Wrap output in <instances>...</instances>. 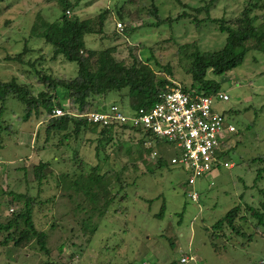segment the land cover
I'll list each match as a JSON object with an SVG mask.
<instances>
[{
	"label": "rangeland",
	"instance_id": "1",
	"mask_svg": "<svg viewBox=\"0 0 264 264\" xmlns=\"http://www.w3.org/2000/svg\"><path fill=\"white\" fill-rule=\"evenodd\" d=\"M129 1L79 2L74 14L80 18L95 16L103 8H108L111 13L104 33L85 36L87 48L98 50L114 46L118 59L129 62L132 55L137 54L147 60L158 75L178 82L182 76L183 81L188 83L186 71L189 58L185 55L188 50H184V46L191 49L197 45L201 50H216L225 42L226 34L218 31L215 24L202 22L197 27L191 18L166 22L158 27L140 26L143 21L150 19L146 16L145 7L151 0ZM181 1L191 6H203L210 0ZM143 2L145 5H142ZM155 2L162 16L176 17L181 11L177 0ZM246 2L214 0L209 7L210 16L229 19L238 14ZM118 8L126 14L131 13V24L129 20L126 25L130 26L127 28L122 23L123 30L117 26L121 21L117 14ZM258 11L255 9L254 13ZM58 12V8L49 0H4L0 3V79L16 78L18 82L33 86L38 92L42 89L35 79L39 72L76 74L75 63L61 56L53 57L49 45L30 35V28L38 14L43 19L52 20ZM197 16L202 18L205 12ZM133 26L135 30L131 31ZM24 49L29 50L22 62L4 59L5 55H16ZM168 63L172 64L175 78L164 71L163 67ZM207 74L218 80L221 92L229 96L226 101H216L214 109L222 113L225 123L233 124L239 133L229 138L232 143L238 140L236 151L224 157L233 166H220L197 178L193 186L198 197L192 201L188 196L191 185L187 184V171L170 163L171 156L178 152L175 146L148 138L140 145L137 138L141 135L136 132L115 134L109 144L105 143L104 153L100 152L102 156L109 154V159L101 163L100 172L110 175V192L114 193L119 188L120 193L104 216H93L92 222L97 223V231L89 240L88 236L82 234L72 215H64V219L59 222L55 218L59 214L70 213L74 205L56 185L59 173H79L72 148H56L53 144L57 142V135L45 142L43 132L48 118H35L33 115L31 120H18L17 117L24 114L25 105L9 98L2 114L12 127L11 130L2 129L1 134L0 221H4L14 209L9 207L12 198L9 191L26 192L32 196L38 193L36 183L30 187L26 182L33 178L32 164L40 160L51 163L44 168V172L49 173L42 181L43 190L38 198L50 197L51 200L43 208L36 205L34 216L37 227L47 232L45 241L48 251L40 250L36 241L22 250L14 249L11 243L0 245V264L2 260L4 264H49L50 259L55 260L54 264H172L173 260L182 264L179 259L183 254L192 257L183 264H264V225L255 231L249 222H241L245 233L239 235L231 234L226 228L219 231L221 234H216L211 228L233 205L242 201L258 204L259 192L253 185L257 165L250 167L246 159L264 151V52L250 50L243 62L234 69L221 75H213L211 71ZM119 99L118 94L110 92L96 99L101 105L97 109L111 103L122 106ZM62 100L65 104L66 99ZM36 130H39V137L36 136ZM98 136L85 132L83 140H74L72 137L68 140L73 147L79 145V158L84 161V169L99 162L96 151ZM117 142H122V147L114 155L113 145ZM146 146L152 147L151 153ZM153 152L164 157L165 166L154 173H142L153 167L157 157ZM124 164L126 170L122 169ZM125 183L124 188H120ZM258 184L264 186V172ZM94 191V186H91L90 192L83 194L91 198ZM149 198L155 200L147 201ZM163 199L165 207L162 215L157 217L154 214L160 211ZM74 200L78 198L75 196ZM53 223L55 226H51ZM4 236L5 232H0V240Z\"/></svg>",
	"mask_w": 264,
	"mask_h": 264
},
{
	"label": "trees",
	"instance_id": "2",
	"mask_svg": "<svg viewBox=\"0 0 264 264\" xmlns=\"http://www.w3.org/2000/svg\"><path fill=\"white\" fill-rule=\"evenodd\" d=\"M3 1L0 0V3ZM49 1L58 8V15L52 20H47L38 14L30 28V35L31 37L42 39L46 45H49L54 55L53 57L61 56L75 63L76 74L62 73L52 75L39 72L37 76L35 75L36 82L42 86V89L38 92L35 91L33 86L18 82L16 78L0 79V142L3 130H11L12 127L11 123H7L6 119L2 117L5 103L9 98H14L25 105L24 114L18 116V120H31L33 115L35 118H48L43 132L44 141L49 142L52 136L57 135V142L53 145L56 148H62L63 146L72 148V154L78 161L79 169V173L61 172L57 175V188L63 190L65 197L74 202V205L70 209V213H62L55 218L59 222L64 219L66 214L72 215L82 234L88 236L87 239L89 240L91 235L97 231V223L92 222L93 216L96 214L99 217L104 216L120 193L119 188L114 193L110 192V175L100 172L101 163L109 159V154L104 156L100 154V152L104 153L105 143L109 144L113 136L119 132L122 135L124 132H136L141 135L139 139L137 138L140 145L147 141L146 138L168 142L151 132H145L140 129H132L123 125L106 127L92 124L87 120L85 114L96 110L100 105L96 99L105 97L110 92H115L119 95L120 99L118 102L126 110L134 111L140 107H152L159 100L161 91L169 89L171 84L165 76L158 75L147 60H143L137 54H131V61L126 62L124 59L116 57L114 46L98 50L86 47V35L104 33L106 23L111 17L108 8L99 10L95 16L80 18L74 14V11L81 0ZM213 1L210 0L203 6H191L181 0H177L181 5V11L176 17H172L171 15L162 16L155 0H151L145 7L146 16L150 17V19L140 24V26L145 27H158L166 22L172 23L181 18H191L197 27L202 22H211V24L217 26L218 31L226 34L223 46L216 50H201L197 45H194L191 49L186 45L184 46V50H188L185 54L189 58V66L186 72L190 82L183 81L184 77L182 76L178 80L185 91L195 90L206 95H216L221 91L220 82L215 78L209 77L208 71H211L213 75L224 74L239 66L250 50L264 52V0H260L261 2H258V0L254 2L247 0L243 9L229 19L210 16L209 7ZM142 5H145V3L143 2ZM255 9L259 10L258 13H254ZM67 11L72 12V15H68ZM202 11L205 12V16L199 18L197 15ZM117 14L121 20L120 22L128 28L131 24V13L126 14L118 8ZM129 20L130 24L127 26L126 24L129 23ZM5 22L9 21L6 20ZM127 28L125 29L127 30ZM134 30L133 26L131 31ZM27 50L29 49H24L23 52H19L16 55H5L4 59L22 62ZM163 68L164 71L175 78L172 64L168 63ZM62 99H66L65 104ZM55 107L63 108L64 114L53 116L52 110ZM17 132H14V134H17ZM85 132L99 135L96 146L99 162L91 164L88 169H84V161L79 158V145L78 147H73L68 141L70 137L74 140H83ZM35 133L36 136L38 135L37 137L40 136L39 130H36ZM234 133L239 134L237 129L232 134ZM230 140L225 141V149L220 153V158L224 159L228 153L236 151L235 147L238 145V140L233 143ZM121 143L117 142L113 145L115 150L112 151V154L115 155L117 149L120 151ZM2 147L0 145V148ZM145 148L148 152H152L151 146H146ZM156 156L153 167L144 170L142 173L149 171L154 173L156 169H161L165 166L164 157L162 155L158 156L157 153ZM50 163V161L40 160L37 164H32L33 178L26 183H29L30 187L34 183L37 184L38 193L36 196L26 192H8L12 197L9 207L12 206L14 209L4 221H0V232H5V236L0 240L1 246H7L8 243H11V247L14 249L22 250L30 247L32 242L36 241L40 250L48 251L45 241L47 232L37 227L34 216L36 205L39 208H43L44 204L51 200L50 197L46 199L38 198L43 190L42 181L49 173L44 172V168L50 166ZM246 164L250 167L253 164L257 165L253 185L259 192L258 204L253 205L254 203L250 204L242 201L230 207L224 215L211 225L216 234H221L219 231H224L225 228L229 229L231 234H244L245 229L241 226V222H249L255 231L261 225H264V186L258 184V180L264 172V151H259L256 156L246 159ZM123 166L122 169L126 170L125 164ZM125 185L126 183L120 188H124ZM91 186H94L95 191L94 193L92 192L91 198H87L83 193L90 192ZM75 196L78 198L77 201L74 200ZM155 198H149L147 201H153ZM164 207L165 201L163 199L160 211L154 215L157 217L161 216ZM51 226H55V224L53 223ZM70 228L72 226L69 227V231ZM251 235L249 234L248 236ZM49 261V264H54L55 262L53 259ZM4 263L5 261L2 260V264ZM172 264L177 263L173 260Z\"/></svg>",
	"mask_w": 264,
	"mask_h": 264
},
{
	"label": "built area",
	"instance_id": "3",
	"mask_svg": "<svg viewBox=\"0 0 264 264\" xmlns=\"http://www.w3.org/2000/svg\"><path fill=\"white\" fill-rule=\"evenodd\" d=\"M67 14L71 13L67 11ZM117 26L123 30L121 22ZM167 79L171 87L161 91L159 100L152 107L131 111L111 103L85 115L92 124L140 129L175 146L178 152L171 156L170 163L187 171V184L191 185L188 196L196 200L198 193L193 184L197 178L217 166H233L232 162L220 158V153L236 128L233 124H226L223 114L214 109L216 101H226L229 96L221 91L216 95L185 91L180 82ZM63 114V108L55 107L52 110L53 116ZM153 154L156 155V152ZM191 258L183 254L179 261L183 264Z\"/></svg>",
	"mask_w": 264,
	"mask_h": 264
},
{
	"label": "crops",
	"instance_id": "4",
	"mask_svg": "<svg viewBox=\"0 0 264 264\" xmlns=\"http://www.w3.org/2000/svg\"><path fill=\"white\" fill-rule=\"evenodd\" d=\"M107 106V105H106ZM193 260H195V259H193ZM145 263H151V262H143L142 264H145ZM152 264V263H151Z\"/></svg>",
	"mask_w": 264,
	"mask_h": 264
}]
</instances>
